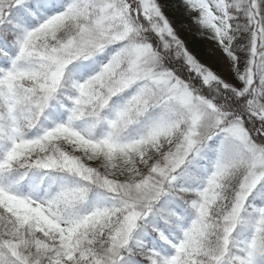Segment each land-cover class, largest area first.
<instances>
[{
    "label": "snow or ice",
    "instance_id": "6c2138e0",
    "mask_svg": "<svg viewBox=\"0 0 264 264\" xmlns=\"http://www.w3.org/2000/svg\"><path fill=\"white\" fill-rule=\"evenodd\" d=\"M0 0V264H264V0Z\"/></svg>",
    "mask_w": 264,
    "mask_h": 264
},
{
    "label": "trees",
    "instance_id": "16d2710c",
    "mask_svg": "<svg viewBox=\"0 0 264 264\" xmlns=\"http://www.w3.org/2000/svg\"><path fill=\"white\" fill-rule=\"evenodd\" d=\"M165 2L169 5L165 10V14L177 29L178 34L185 41L189 50L196 54L201 62H205L208 58L205 37L199 35L190 28L188 22L181 14H176V8L181 7L179 0H165Z\"/></svg>",
    "mask_w": 264,
    "mask_h": 264
},
{
    "label": "rangeland",
    "instance_id": "374dc122",
    "mask_svg": "<svg viewBox=\"0 0 264 264\" xmlns=\"http://www.w3.org/2000/svg\"><path fill=\"white\" fill-rule=\"evenodd\" d=\"M166 10V9H165ZM176 14H181V16L188 22L189 27L192 28L196 33L199 35L205 37L206 39V49L208 53V58L205 60V62L210 66L215 67L218 63L217 61V54L214 52V44L213 42L208 38V33L204 30L198 28L192 21V17L195 15V13H185V9L183 7L176 8Z\"/></svg>",
    "mask_w": 264,
    "mask_h": 264
}]
</instances>
